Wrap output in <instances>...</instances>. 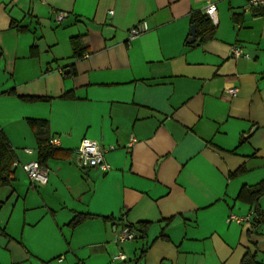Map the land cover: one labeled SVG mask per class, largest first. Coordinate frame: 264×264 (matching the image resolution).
I'll return each mask as SVG.
<instances>
[{"label": "crops", "instance_id": "crops-1", "mask_svg": "<svg viewBox=\"0 0 264 264\" xmlns=\"http://www.w3.org/2000/svg\"><path fill=\"white\" fill-rule=\"evenodd\" d=\"M140 22L149 30L130 39ZM0 131L16 156L0 264H264L249 191L264 181V5L0 0ZM86 138L109 171L78 165ZM41 140L56 149L45 184L23 167ZM123 224L139 237L120 243Z\"/></svg>", "mask_w": 264, "mask_h": 264}, {"label": "built area", "instance_id": "built-area-1", "mask_svg": "<svg viewBox=\"0 0 264 264\" xmlns=\"http://www.w3.org/2000/svg\"><path fill=\"white\" fill-rule=\"evenodd\" d=\"M264 0H248V7L263 6ZM217 12V6L215 3H209L205 8V13L210 18L214 19ZM67 17V14L63 11H59L56 14V21L58 23L63 22ZM149 30V26L146 22H140L130 29L129 38L133 39L140 36L142 33ZM231 55L234 58H239L243 55V49L239 45L232 47ZM228 92L235 96L237 95V88H230ZM107 150L97 141L93 139H83L77 148L76 160L80 167H101L105 171H109L111 166L107 162L105 155ZM29 178L33 183L45 184L48 181V170L39 163V161H30L23 165ZM139 237L137 229L129 224H123L119 230L117 239L120 243L134 240ZM115 260L126 259L124 252H120L114 257Z\"/></svg>", "mask_w": 264, "mask_h": 264}, {"label": "trees", "instance_id": "trees-1", "mask_svg": "<svg viewBox=\"0 0 264 264\" xmlns=\"http://www.w3.org/2000/svg\"><path fill=\"white\" fill-rule=\"evenodd\" d=\"M195 21L197 24V28L199 30V34L203 36L202 39H207L212 37L214 32V26L212 25L211 19L208 16L198 18ZM205 22L206 25L204 27L203 24ZM76 41H79V39L78 38L73 39L74 43ZM55 151H56L55 147L51 145L49 140H41L39 147L40 164H43V162H45L47 158L53 156L55 154ZM15 160H16V156L11 144L9 143L5 135L0 131V185L1 186L9 185L14 180L13 166ZM249 191L251 193V196L253 197L251 198V200H252V205L254 206L252 222L254 227H256L257 226L256 223L260 224L261 222H264V215L259 207V199L262 196H264V181L259 183ZM148 225H149L148 222L140 223L139 229L142 232V234L145 233ZM242 264H251V263L246 261L245 259Z\"/></svg>", "mask_w": 264, "mask_h": 264}, {"label": "water", "instance_id": "water-1", "mask_svg": "<svg viewBox=\"0 0 264 264\" xmlns=\"http://www.w3.org/2000/svg\"><path fill=\"white\" fill-rule=\"evenodd\" d=\"M195 40H196V26L193 25L192 28H191V37H190L189 41H190V42H193V41H195ZM39 45H40L41 47H43V46H44V42H43V41H40V42H39Z\"/></svg>", "mask_w": 264, "mask_h": 264}]
</instances>
